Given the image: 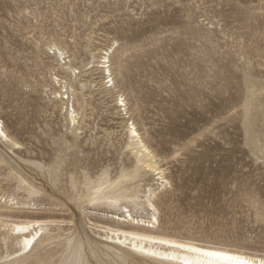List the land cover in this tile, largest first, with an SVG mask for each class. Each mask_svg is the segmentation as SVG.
<instances>
[{
  "label": "rangeland",
  "instance_id": "rangeland-1",
  "mask_svg": "<svg viewBox=\"0 0 264 264\" xmlns=\"http://www.w3.org/2000/svg\"><path fill=\"white\" fill-rule=\"evenodd\" d=\"M2 125L21 146L0 137V222L59 225L32 254L1 230L0 264H65L69 238L86 263L97 225L146 215L149 188L162 231L264 257V0H0Z\"/></svg>",
  "mask_w": 264,
  "mask_h": 264
},
{
  "label": "bare ground",
  "instance_id": "bare-ground-1",
  "mask_svg": "<svg viewBox=\"0 0 264 264\" xmlns=\"http://www.w3.org/2000/svg\"><path fill=\"white\" fill-rule=\"evenodd\" d=\"M113 47L102 48L98 52L97 66L101 69L104 78H111L112 76L109 62ZM62 68L75 71L72 65H62ZM112 80L111 87H115L114 78L107 82ZM64 98L67 99L69 96ZM121 105L123 104L119 103V106ZM76 112L75 108L70 112V119L74 123L77 118V115L74 114ZM128 131L132 143L131 147L133 152L138 153L140 156L139 161L142 160L144 171L152 172L157 176L156 179L159 180L157 184L159 187L165 188L169 181L164 175L165 170L154 163L156 154L153 149L145 142L134 122L128 125ZM0 133H2L0 137L4 142L10 144L13 148H20V143L5 131L3 125L0 128ZM120 192L115 191V193ZM154 194V189L149 188V192L145 194V199L142 200L146 215H134L130 209H127V204L122 207L121 212L107 214L106 223L97 225L100 230L99 240L89 244L93 257L86 263L83 262L80 245H71L72 239L69 238V247H72L65 264H108L105 261L106 257L124 264H242V262H246V264H264V257L260 255L190 238H181L162 231L160 210L154 200ZM104 198L108 202L114 203L113 205L116 207L121 200L123 201L120 205L132 201L128 195H108L102 197V199ZM97 200H101L100 197H97ZM57 221L55 219L2 221L0 222V231L8 229L19 238L21 247L28 249L29 253L32 254L39 246H46L49 243L48 241L52 237L46 231L47 226L59 225L56 224ZM26 259L18 264L23 263Z\"/></svg>",
  "mask_w": 264,
  "mask_h": 264
},
{
  "label": "snow or ice",
  "instance_id": "snow-or-ice-1",
  "mask_svg": "<svg viewBox=\"0 0 264 264\" xmlns=\"http://www.w3.org/2000/svg\"><path fill=\"white\" fill-rule=\"evenodd\" d=\"M122 102V101H121ZM0 134H2V133H0ZM242 264H246V262H242Z\"/></svg>",
  "mask_w": 264,
  "mask_h": 264
}]
</instances>
